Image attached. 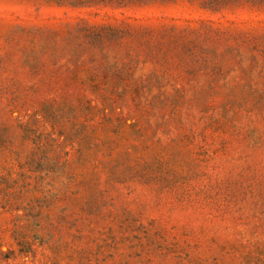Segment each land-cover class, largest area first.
I'll return each instance as SVG.
<instances>
[{"label": "rangeland", "instance_id": "rangeland-1", "mask_svg": "<svg viewBox=\"0 0 264 264\" xmlns=\"http://www.w3.org/2000/svg\"><path fill=\"white\" fill-rule=\"evenodd\" d=\"M0 264H264V0H0Z\"/></svg>", "mask_w": 264, "mask_h": 264}]
</instances>
